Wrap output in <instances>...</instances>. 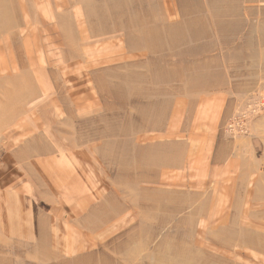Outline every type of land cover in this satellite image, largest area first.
Masks as SVG:
<instances>
[{"label": "rangeland", "instance_id": "rangeland-1", "mask_svg": "<svg viewBox=\"0 0 264 264\" xmlns=\"http://www.w3.org/2000/svg\"><path fill=\"white\" fill-rule=\"evenodd\" d=\"M0 264H264V0H0Z\"/></svg>", "mask_w": 264, "mask_h": 264}, {"label": "crops", "instance_id": "crops-1", "mask_svg": "<svg viewBox=\"0 0 264 264\" xmlns=\"http://www.w3.org/2000/svg\"><path fill=\"white\" fill-rule=\"evenodd\" d=\"M4 163L9 164V161H3V162L0 161V164H4Z\"/></svg>", "mask_w": 264, "mask_h": 264}]
</instances>
